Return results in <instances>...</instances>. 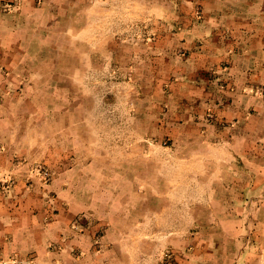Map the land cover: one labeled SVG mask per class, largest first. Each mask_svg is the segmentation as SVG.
<instances>
[{
    "label": "crops",
    "instance_id": "1",
    "mask_svg": "<svg viewBox=\"0 0 264 264\" xmlns=\"http://www.w3.org/2000/svg\"><path fill=\"white\" fill-rule=\"evenodd\" d=\"M72 2L85 1L0 0V264L46 253L55 207L72 244L84 245L88 228L107 227V264H160L166 248L172 264H264V0H205L197 21L194 0L179 1L192 16L173 34L186 46L218 30L223 41L211 61L221 63L229 30L238 28L242 41L230 74L236 88L220 90L233 114L221 109L213 119L207 102L179 117L177 131L191 133L178 134L186 148L169 156L117 154L116 145L103 153L93 144L78 68L94 59L62 54L73 47L70 20L82 28L91 15L98 26L100 16L52 9ZM168 13L185 18L180 10L156 18ZM39 161L55 169L49 184L29 180ZM77 218L94 226L69 231Z\"/></svg>",
    "mask_w": 264,
    "mask_h": 264
},
{
    "label": "rangeland",
    "instance_id": "2",
    "mask_svg": "<svg viewBox=\"0 0 264 264\" xmlns=\"http://www.w3.org/2000/svg\"><path fill=\"white\" fill-rule=\"evenodd\" d=\"M84 1L82 4L68 3L66 8L63 4H55L52 9L77 10L79 7L89 13L95 11L100 16L98 26L93 24L91 15L83 20L82 28L75 20H70L68 27L73 30V47L69 44V50L62 54L68 61L94 59V66L78 68L84 71L82 86L85 94V98L78 102L86 108L83 124L91 131L90 137L97 149L104 153L116 145L117 154L126 151L133 155H173L186 148L177 146L178 134L181 140H187L191 133L177 131L175 124L179 117H191L188 116L190 111L203 108L207 102H213V119L218 117L221 109L233 114L235 105L222 97L224 93L220 90L236 88L230 74L233 72L232 60L240 53L242 34L238 28L227 34L229 50L221 63L211 61L215 53L213 48L223 41L224 35L220 37L218 30L212 35L199 37L189 47L173 34L188 23L186 17H191L192 13L195 21L203 18L205 0H194L190 14L180 0H147V11L153 13H145V4L139 0L132 3L123 0ZM161 10H180L185 18L171 17L170 13V16L156 18ZM63 21L65 25L69 22L67 19ZM193 61H196V67H193ZM259 91L264 100V88L260 87ZM83 132L88 134L86 128ZM17 161L21 163L23 160ZM52 168L42 161L35 162L29 180L49 184L55 171ZM59 211L57 207L53 210L52 240L45 247V254L52 257L35 252L29 263L107 264L102 257L111 244L101 241L107 227L88 228L90 232L85 233L83 230L94 226V222L86 220L82 223L77 218L69 231L85 233L82 236L85 244H72L68 241L74 239L73 234L58 229L59 221L54 220ZM246 244L251 245L249 241ZM171 252L166 248L159 263L172 264L173 259L167 257ZM134 261L137 264L144 262L140 259Z\"/></svg>",
    "mask_w": 264,
    "mask_h": 264
}]
</instances>
